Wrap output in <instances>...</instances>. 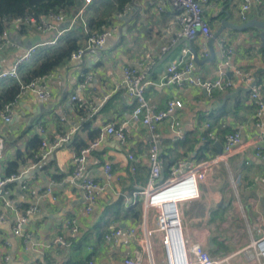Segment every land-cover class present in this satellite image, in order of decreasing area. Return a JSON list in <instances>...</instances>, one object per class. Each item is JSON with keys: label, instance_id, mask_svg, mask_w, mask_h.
<instances>
[{"label": "crops", "instance_id": "0c3cea01", "mask_svg": "<svg viewBox=\"0 0 264 264\" xmlns=\"http://www.w3.org/2000/svg\"><path fill=\"white\" fill-rule=\"evenodd\" d=\"M117 1L96 0L92 3L83 16L84 31L81 26L70 23L71 16L82 5V0H77L75 6L63 11L68 18L56 24L54 30L41 33L29 27L20 32L11 31L9 38L18 47L8 46L0 52V71H9L26 49L37 46L20 66V76H23L45 56L62 47L66 39L76 38L77 46L84 47L90 31L89 22L101 13L106 27L110 28L102 47L87 49L81 60L68 59L49 72L52 74L47 82L50 99L40 100L32 91L20 93L12 106V120L6 123L0 118V139L4 146L0 156V178H5L7 163L38 150L39 145L34 142L38 138L34 126L37 122L49 138L67 132L70 126L77 127L68 144L53 151L26 175L27 192L21 193V182L9 183L13 184L10 188L12 200L22 202L23 206L37 204L39 211L28 216L25 230L32 233L34 242L44 247L24 246L12 234L11 226L17 214L22 212L5 209L0 201V213L5 216V221L0 223V264H43L44 258L51 264H87L89 261L121 264L123 258L135 253L141 254L142 264H162L159 236L154 235L151 244L145 242L147 211L143 196L138 194L149 184L151 136L145 126L130 120L133 100L121 86L124 68H135L145 74L150 82L145 95L157 109L164 108L165 102L172 97L182 102V107L174 112V129L170 128L168 120L160 122L156 128L160 162L156 184L169 179L172 168L180 161L185 163L183 172L218 155L222 151L224 135L230 131L240 129L242 142L257 141L259 131L252 125L254 106L250 100V87L236 83L228 90L207 94L196 86L160 85L167 65L182 59L180 49L184 46L195 50L198 58V62L194 61L192 74L199 78H216L221 39L228 40L233 47V66L253 74L264 69V49L259 46V40L252 37L250 32L254 33V30L239 32L225 28L209 44L221 28V20L236 25L245 22L239 18L240 0L203 3V18L212 37L205 40L199 35L191 42L180 39L174 44L171 42L178 24L165 0H127L122 5ZM159 5L163 11L158 10ZM250 19L264 22V0L251 7L247 14V20ZM60 31L64 34L59 42L43 45ZM203 44L207 47V57L201 56ZM162 46L166 47L163 52ZM84 73L91 74L92 79L77 92V84ZM257 78H264V73L258 74ZM13 83L1 80L0 92ZM72 94L97 104L104 100L93 114L75 108L69 100ZM61 117H65V122L60 120ZM123 122L127 130L125 143L105 134V126ZM203 124L210 125L208 132L211 134L204 141L201 137L205 132L199 129ZM97 138L100 143L88 156L84 175L95 179L103 190L86 212V202L79 189L67 184L65 177L71 172V158L77 145L88 144ZM258 144L264 155V139ZM128 154L133 156V161L128 159ZM27 161L19 164V171ZM105 162L113 167L109 178L102 170ZM211 169L207 178L197 185V198L178 201L186 189H171L158 195L155 203L160 207L170 203L175 205L185 249L198 244L217 264H254L247 260L244 249L264 234V160L256 156L250 146L226 162L213 164ZM47 187H52L54 200L49 196L35 200L30 195L33 191L38 196ZM71 218L77 226L73 242L70 246L55 243L59 236L70 241L65 224ZM162 220L168 228L167 220L164 217ZM110 228H121L124 232L116 241H105L103 235ZM166 242L169 246V240ZM163 251L167 258L166 250Z\"/></svg>", "mask_w": 264, "mask_h": 264}, {"label": "built area", "instance_id": "2783aa9c", "mask_svg": "<svg viewBox=\"0 0 264 264\" xmlns=\"http://www.w3.org/2000/svg\"><path fill=\"white\" fill-rule=\"evenodd\" d=\"M96 0H82L81 7L77 12L71 16L70 23L81 26L86 31V23L84 21V13L87 8ZM262 0H240L239 4V18L242 21L247 20V14L253 5H259ZM170 9L175 13L176 22L178 24V30L175 33V39L171 43H176L177 40H184L187 42L193 41L197 36H202L205 40L212 37V33L208 27L207 22L203 18V3L208 0H165ZM159 11H163L162 6H158ZM68 17L63 12L53 13L48 12L43 17L36 20L33 16L6 18L2 20L3 31L0 35V52L8 46L18 47V44L9 38L11 31L20 32L22 29L33 28L39 30L41 33L54 30L56 24L63 22ZM110 32V28L105 27L99 33L90 34L86 39V45L81 47L70 54V60H81L85 50L92 48H100L104 44L105 38ZM64 34V31H60L56 36L43 45H52L59 42ZM37 46H31L25 50L24 54L15 62L14 66L9 71H0L1 80H11L20 86V93L26 91H32L40 100L50 99V93L47 89L48 79L52 76L51 73L45 74L36 78L29 84H22L20 76V66L24 60L28 59L32 53L35 52ZM166 47L162 46L161 51H165ZM218 50L220 53V61L217 64L218 76L216 78H199L192 74L194 67V55L191 49L184 46L180 49L181 60L171 61L166 69L165 76L163 77L161 86H177L182 87L185 85L196 86L202 88L207 94H211L214 91H223L232 88L236 83L240 85L250 87V100L253 103L252 113V125L259 131V135L256 138V142H242L240 129L230 131L224 135L222 151L200 163L194 168L185 169V163L178 162L171 170V177L166 181L156 184V179L160 171V162L158 159L159 150V135L156 133L157 125L165 120L169 121L170 128L174 129V112L176 109L182 107V102L174 97L168 99L165 102V106L162 109H157L149 103V99L146 97V90L150 82L146 79L145 74L135 68H124L121 76V86L124 93L133 100V108L130 113V120L136 123H140L145 126L151 136V145L148 149V160L150 164L149 171V184L146 189L140 191L138 194L143 196V204L145 211L147 208L158 205L155 203L156 197L161 193L171 189H186L185 195L178 201L195 199L198 197L197 185L200 181L207 178V175L212 170L211 167L217 162H226L229 157L237 152H240L250 146H253V150L256 156H259L264 160V155L261 152V147L258 144L259 140L264 139V78L255 81L254 74L247 69L238 68L232 65L233 47L231 43L226 39H221L218 42ZM201 56L207 57L208 51L205 44L202 45ZM92 75L84 73L81 75V80L77 84L76 91L81 92L83 88L91 81ZM71 103L75 105L78 110H87L90 113H96L99 109V104L90 102L86 98L80 97L77 94H72L69 97ZM16 102V99L6 104L0 111V118L8 123L12 120V106ZM65 122V117L60 118ZM125 122L118 125L108 124L104 127V132L116 138L119 142L125 143L127 139V130L125 129ZM37 130V136L40 139V144L34 158L36 160H30L27 165L22 167V170L16 174H12L5 178H0V201L1 205L5 209H9L18 213L14 223L11 226L12 234L20 239L24 246L31 245L36 248L42 249L43 244H37L34 242V237L31 232L25 230L28 216L35 214L39 211L36 203L23 206L22 202L12 200L10 197V189L5 188L9 183L21 182V193L24 194L28 191V182L25 180L26 175L34 170L40 162L45 160L53 151L61 146L68 144L71 141L73 133L77 130V127L70 126L67 132L57 135L53 138H49L40 124L37 122L35 125ZM210 128L209 124H203L199 127L201 131H204V135L201 137L202 141L206 139V136H211L208 132ZM100 140L97 138L89 142L85 147L72 154L71 163L72 169L69 175H66L65 181L69 185L77 187L81 193V196L86 202L85 211L88 212L91 209V205L95 202L100 192L103 190L95 179L90 176L84 175L86 162L88 156L98 147ZM3 141L0 139V156L3 151ZM130 161H133L131 154L127 155ZM104 175L109 178L113 167L109 162H105L102 166ZM130 170L133 172L134 167L131 165ZM55 182H52L54 184ZM31 191L30 195L38 200L41 197L49 196L52 200L55 199L53 195L52 187H47L42 193L34 195ZM23 196V195H22ZM24 197V196H23ZM159 206V205H158ZM160 214L159 230L164 234L163 245L167 252V227L163 225L162 217L167 220L166 215L162 207L159 206ZM5 221V216L0 213V223ZM168 226V225H167ZM67 237L74 238L77 234V226L74 218L66 221L65 224ZM124 232L121 228H110L103 235L105 241H116L117 238ZM131 234V232H130ZM151 233H147L149 236ZM55 243L62 246H70L71 241L65 240L62 237H57L54 240ZM184 245V244H183ZM186 264H217L206 251L198 244L191 245L188 249H185ZM149 252V248L147 249ZM246 258L249 261H253L254 264H264V234L251 242L250 246L244 249ZM167 254V253H166ZM169 264L171 260L167 256ZM43 264H51V262L44 258ZM87 264H93L92 261ZM121 264H142V257L140 253H135L133 256L125 257L122 259Z\"/></svg>", "mask_w": 264, "mask_h": 264}, {"label": "trees", "instance_id": "16d2710c", "mask_svg": "<svg viewBox=\"0 0 264 264\" xmlns=\"http://www.w3.org/2000/svg\"><path fill=\"white\" fill-rule=\"evenodd\" d=\"M127 0H118L117 3L122 5ZM77 0H0V35L4 29L2 20L6 18H17V17H25V16H33L34 18H39L40 16L46 15L48 12L58 13L63 12L71 8V6H75ZM103 13H101L96 19L90 20L89 22V32L87 33V37L90 34L99 33L103 28L106 27V20L103 18ZM76 38H70L64 40V44L59 49L45 56V58L40 61V63L26 75H21L22 84L26 85L35 80L38 77H41L50 71H52L55 67L59 66L63 62L69 59L70 54L79 49L80 47L76 44ZM20 94V86L16 83L8 86L4 91L0 92V111L6 104L13 102L17 96ZM38 137V136H37ZM37 145L40 144L39 137L36 141H34ZM87 144L77 145L75 148L79 151L81 148L85 147ZM83 146V147H81ZM81 147V148H80ZM75 151V152H77ZM37 152V150H36ZM32 153L26 155L25 157L20 158V156L16 157V160L7 163L4 177H8L12 174H16L19 172V164L25 163L27 160H36ZM27 161V162H28ZM13 184H7L5 188L10 189ZM71 243L74 238L69 239Z\"/></svg>", "mask_w": 264, "mask_h": 264}, {"label": "water", "instance_id": "95a60500", "mask_svg": "<svg viewBox=\"0 0 264 264\" xmlns=\"http://www.w3.org/2000/svg\"><path fill=\"white\" fill-rule=\"evenodd\" d=\"M225 28H232L239 32H244L246 30H254L250 32L252 37L257 38L259 40V46L264 49V22L256 19H250L243 22L240 25L230 24L226 22V20H221V28L216 32L213 38L210 41L211 43L214 39L223 31ZM250 35V36H251ZM192 54L194 55V61L198 62V58L195 50L191 49ZM264 73V69L257 71L254 74L255 81L257 80V75L260 73ZM162 209L164 214L167 217V234L169 238L170 245L167 247V256H169L171 260V264H186V256L184 251V245L180 233V227L178 223V218L175 210V205L170 203L167 205H163Z\"/></svg>", "mask_w": 264, "mask_h": 264}, {"label": "rangeland", "instance_id": "374dc122", "mask_svg": "<svg viewBox=\"0 0 264 264\" xmlns=\"http://www.w3.org/2000/svg\"><path fill=\"white\" fill-rule=\"evenodd\" d=\"M146 216H147V221H146V230H145V242L146 243H149V244H151V239L153 238V236L154 235H157V236H159V252H160V254L162 255V257H161V262H162V264H169L168 263V258H165L164 256H163V253H164V251H163V249L165 250V247H164V245H163V236H164V234H163V232L161 231V230H159V220H158V217H159V214H160V209H159V206L158 205H154V207H150L148 210H147V212H146ZM150 224H152L151 225V227H148ZM151 233L149 236L147 235V233ZM148 245L146 244V247H147ZM146 249H148V248H146ZM166 257H167V255H166Z\"/></svg>", "mask_w": 264, "mask_h": 264}]
</instances>
